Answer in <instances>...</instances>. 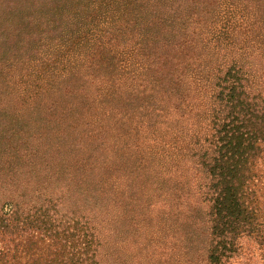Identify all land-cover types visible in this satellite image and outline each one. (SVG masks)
Here are the masks:
<instances>
[{
  "label": "trees",
  "instance_id": "obj_1",
  "mask_svg": "<svg viewBox=\"0 0 264 264\" xmlns=\"http://www.w3.org/2000/svg\"><path fill=\"white\" fill-rule=\"evenodd\" d=\"M80 6L69 19L75 27L15 82L21 99L30 105L36 95L62 90L73 107L124 102L153 124L178 110L193 113L195 127L185 131L180 120L170 133L172 147L204 178L199 185L211 223L205 264H226L243 237L264 249V0ZM6 112L0 105V173L8 174L11 164L1 158L19 154L29 136L18 137L23 121L18 126ZM24 197L0 185V264L107 263L112 230L102 227L109 221L104 212L92 204L88 211L62 201L34 205Z\"/></svg>",
  "mask_w": 264,
  "mask_h": 264
},
{
  "label": "rangeland",
  "instance_id": "obj_2",
  "mask_svg": "<svg viewBox=\"0 0 264 264\" xmlns=\"http://www.w3.org/2000/svg\"><path fill=\"white\" fill-rule=\"evenodd\" d=\"M88 1L0 0V105L9 120L23 121L18 137L29 136L19 154L1 158L12 168L1 171L0 185L24 192L30 204L62 201L81 211L92 204L104 212L109 221L102 227L112 230L106 264H205L211 223L205 185H199L204 178L172 147L170 133L180 120L185 131L195 127L188 118L193 113L178 110L153 124L124 102L73 107L62 90L36 95L30 105L21 99L15 82L51 52L62 31L75 27L69 19ZM240 245L226 264H264V249L254 239L243 237Z\"/></svg>",
  "mask_w": 264,
  "mask_h": 264
}]
</instances>
